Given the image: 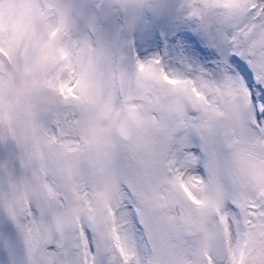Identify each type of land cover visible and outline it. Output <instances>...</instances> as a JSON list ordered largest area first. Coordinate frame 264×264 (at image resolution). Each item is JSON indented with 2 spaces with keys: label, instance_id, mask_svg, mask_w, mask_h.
Returning a JSON list of instances; mask_svg holds the SVG:
<instances>
[{
  "label": "snow or ice",
  "instance_id": "6c2138e0",
  "mask_svg": "<svg viewBox=\"0 0 264 264\" xmlns=\"http://www.w3.org/2000/svg\"><path fill=\"white\" fill-rule=\"evenodd\" d=\"M0 264H264V0H0Z\"/></svg>",
  "mask_w": 264,
  "mask_h": 264
}]
</instances>
